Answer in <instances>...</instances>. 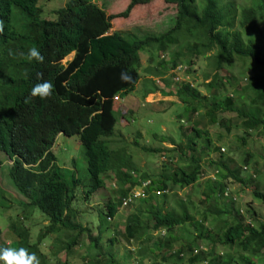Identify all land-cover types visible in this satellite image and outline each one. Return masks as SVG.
Listing matches in <instances>:
<instances>
[{"label": "trees", "instance_id": "1", "mask_svg": "<svg viewBox=\"0 0 264 264\" xmlns=\"http://www.w3.org/2000/svg\"><path fill=\"white\" fill-rule=\"evenodd\" d=\"M39 1L0 0V20L4 22V31L0 33V154L11 163L8 178L26 199L23 206L37 209L48 222L34 243L30 242L28 229L23 227L17 237V248L34 252L40 264H51L40 250L45 240L53 242L51 256L55 259L60 253L69 257L84 236L88 242L87 252L95 264H128L129 256L117 261L110 249L101 247L102 236L107 229V219L113 218L118 208L122 209L123 198L140 182L150 181L147 197L130 206L137 205L124 226L122 238L126 244L163 232L167 237H162L156 249L169 251L175 242L172 232L189 226L198 233L194 240L212 246L208 253L198 246L188 247L189 264H264V220L258 218L251 204L246 210L248 218L233 206L230 210L219 207L216 197L229 200V189L224 183H217L215 189L210 184L201 203L212 204L201 215L209 213L219 221L231 217L217 230L204 231L202 223L206 218L203 216L196 221L193 215L197 207L191 203L178 200L172 210L161 205L170 190L188 188L204 175L196 140L203 142L199 145L203 151H209L211 144L207 131L198 124L192 125V134L185 136L186 145L180 158L187 159L190 152L187 163L174 169L165 165V171L156 180L140 174L131 156L122 148L111 147L118 122L116 101L125 98L140 81V54L146 50L165 54L174 48L181 52L184 49L188 67L193 65V59L210 54L215 71L212 81L205 86L210 99L188 84L178 85L175 94L186 105V98L192 103H208L205 117L210 125L222 124L217 119L218 114H234L243 135L241 142L253 134L264 136V0H246L245 6L232 0H161L175 9L173 27L159 36L133 40L110 33L111 23L116 18L127 17L134 7L149 5L153 0H129L124 12L117 15H107L92 0H69L53 12L54 20L41 18ZM33 46L45 57L43 64L28 62L20 55ZM174 55L172 68L183 56ZM69 56L71 59L62 63ZM237 66L243 71L240 76L249 75L243 80L222 83L217 72H231ZM122 73L132 78L130 83L121 79ZM41 79L52 81V96L25 103L31 88ZM242 81L246 83L242 85ZM226 85L233 89L232 93ZM123 114L130 116L128 111ZM58 135L78 137L85 159L83 179L74 170L66 177L55 168L52 147ZM154 138L161 143L168 141L165 137ZM148 153L156 155L161 150ZM250 157L246 153L244 166H248ZM165 162L171 163L170 158H165ZM226 162L219 159L210 164L221 173L222 180L230 177L242 184L237 178L238 172L233 173ZM138 174L142 176L136 180ZM111 175L115 178L112 188L116 187L119 198L105 205L106 212H98V235L93 237L92 230L77 221L75 192L82 187V200L87 202L105 187ZM155 193L163 194L162 200H154ZM225 194L228 197L225 198ZM250 198L252 203L264 205V192L257 188L251 191ZM217 244L226 250L221 255L214 253ZM3 247L8 246L0 243V248ZM158 253L164 264L184 258L180 249H172L168 254ZM59 264H67V261ZM137 264L160 263L142 260Z\"/></svg>", "mask_w": 264, "mask_h": 264}, {"label": "rangeland", "instance_id": "2", "mask_svg": "<svg viewBox=\"0 0 264 264\" xmlns=\"http://www.w3.org/2000/svg\"><path fill=\"white\" fill-rule=\"evenodd\" d=\"M68 1L49 0L45 2L40 0L38 4L42 8L41 18L54 20L53 12L64 7ZM92 1L102 8L107 15L123 13L129 3V0ZM232 1L242 6L248 4L246 0ZM174 22V7L164 5L161 0H153L149 5L134 7L127 17L113 20L110 33H119L130 40L148 35L159 36L169 31ZM174 53L183 56L176 62V67L172 68L171 64L175 58ZM184 55L185 50L183 49L181 52L178 48H174L165 54L149 52L148 50L140 54V81L125 98L119 102L116 101L115 114L118 122L111 141V147L122 148L126 154L131 156V160L140 171V174H146L151 179L156 180V177L165 171V165L168 169H174L178 165L181 166L187 163V159L191 157L190 152H187V159L181 160L180 158V154L184 150L183 147L186 145L185 136L192 134V125L198 124L200 129L207 131L211 144L209 151H203L199 146L203 142L196 140L204 175L200 177L196 184L188 188L170 190L165 194V202L160 204L164 209L172 210L176 207L178 200L191 203L197 207L193 215L195 220L200 221L203 216L206 218L202 223L204 231L209 229L214 231L222 227L225 221H230L231 217L227 216L228 218H222L219 221L212 214L201 215L204 210H207V207L210 208V205H212L210 202L206 205L201 203L204 201L210 187L215 189L217 183H224L229 189V200L216 197L219 207L230 210L233 206L235 209L241 210V213L248 218L246 210L248 204H251L258 218L264 220V205L254 204L250 198L251 191L255 188L264 192V136L253 134L250 138L241 142L240 139L243 135L238 129L239 120L234 114H218L217 119L222 124L210 125L208 118L205 117V112L209 107L208 103H192L189 98H186L187 105L182 103V98L175 94L178 85L188 84L198 91L201 96L210 99L211 94L205 86L212 81L215 74L209 58L210 54L193 59L191 67L186 65L188 57H184ZM70 59L71 56L67 57L62 63ZM239 68L237 66L231 72L219 71L217 72L218 77L222 79L221 82L224 84L227 80L231 82V79L232 81L233 79L243 80L249 74L247 73L243 77L240 76L243 71H240ZM245 83V81H242V85ZM227 88L229 93H232L233 89L228 86ZM166 93H171L172 96H164ZM192 109L194 113H190ZM125 111L130 112L128 118L124 117L123 113ZM227 129L230 131L227 132ZM154 136L165 137L168 141L161 143ZM212 148L215 150H212ZM156 149L161 150V153L156 155L148 153L149 150ZM52 153L55 156V168L57 170L62 171L66 177L69 172L74 170L80 179L84 178V151L77 136L58 135L52 147ZM246 153L251 155L248 158V166L243 165ZM162 156L166 160L170 158L171 163L165 162V158L162 159ZM219 159L227 161L225 165L233 173L238 172L237 178L243 181L242 184L230 177L224 180L219 177L221 173L215 171L216 167L210 164ZM0 162V243L17 248V237L23 227L28 229L30 242L34 243L41 230L48 225V222L37 209L31 210L23 206L27 202L26 199L16 191L8 178L10 161L4 154H0ZM142 175L138 174L135 179H140ZM252 176L255 178L253 179ZM250 178L253 181H250ZM113 179L115 178L111 175L110 180L108 179L105 182V187L95 192L87 202L82 200V187L76 189L77 201L74 203V207L78 212L77 221L84 227H89L92 230L93 237L98 235V212H106L105 205L108 202L115 203L119 198L116 194V187L112 188ZM162 196L163 194L155 193L154 200H162ZM230 201L234 202V205H231ZM135 207L137 205L126 209L118 208L116 215L111 219H107V229L102 236L101 247L110 249L117 261L129 256L130 258L127 259L128 264H137L142 260L145 263L164 264L161 262L160 253L158 252L168 254L167 252L172 249H180L183 250L184 258L181 261L173 260L169 264H189V255L186 252L188 247L198 246L201 247L202 252L206 253L211 251L212 246L209 243L194 240L195 235H198V233L189 226L177 228L172 232L175 242L169 251L162 250V248L161 250L156 249L157 243L162 241V237H167L163 232L161 234L153 233L150 237H145L139 242L126 244L122 238L124 226L136 211ZM188 207L191 209L190 206ZM53 247V242L48 240H45L40 246L41 252L48 257L51 264H59L65 261H67V264H95V261H91L87 252L88 242L84 236L81 239V244L73 249L69 257L65 253H60L54 259L51 256L54 252ZM214 249V253L218 255L226 251L218 244Z\"/></svg>", "mask_w": 264, "mask_h": 264}, {"label": "clouds", "instance_id": "3", "mask_svg": "<svg viewBox=\"0 0 264 264\" xmlns=\"http://www.w3.org/2000/svg\"><path fill=\"white\" fill-rule=\"evenodd\" d=\"M4 31V22L0 20V33ZM28 62L44 63L45 57L41 54L39 48L33 46L28 49L27 53H20ZM121 79L125 83H130L132 78L127 73L121 74ZM54 92V85L51 80H43L36 83L30 90L25 103L31 102L34 98L47 100ZM0 264H40L39 257L34 253H30L28 249L20 247H3L0 248Z\"/></svg>", "mask_w": 264, "mask_h": 264}, {"label": "built area", "instance_id": "4", "mask_svg": "<svg viewBox=\"0 0 264 264\" xmlns=\"http://www.w3.org/2000/svg\"><path fill=\"white\" fill-rule=\"evenodd\" d=\"M117 99H115L116 101ZM151 186L150 181L140 182V185L134 189H132L129 194L123 198L121 208L125 209L134 204L135 201L140 199H144L147 197L146 190ZM159 194V193H158ZM224 197H228V194H225Z\"/></svg>", "mask_w": 264, "mask_h": 264}]
</instances>
